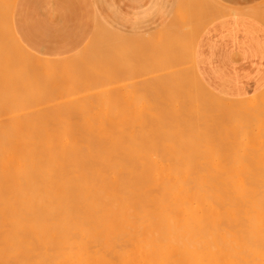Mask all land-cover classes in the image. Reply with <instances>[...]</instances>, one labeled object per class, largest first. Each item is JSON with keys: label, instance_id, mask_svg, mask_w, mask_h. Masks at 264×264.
I'll return each instance as SVG.
<instances>
[{"label": "bare ground", "instance_id": "6f19581e", "mask_svg": "<svg viewBox=\"0 0 264 264\" xmlns=\"http://www.w3.org/2000/svg\"><path fill=\"white\" fill-rule=\"evenodd\" d=\"M185 1L179 0L181 4ZM197 1L200 7L202 4L200 2L204 3V0ZM185 3L183 6L190 4ZM192 5L190 4L189 7ZM214 5L217 7V3ZM218 5L220 9L221 6ZM202 6L208 10V6L205 4ZM193 9L191 8L192 12H194ZM181 11L177 12L178 14L175 12L177 16L169 20L168 24L166 22L168 28L163 26L168 34L164 28H162L164 31H161L162 36L156 32L154 37H161L163 42L159 41V38L155 40L156 38L154 39L153 35L151 34V37L148 33L150 39L154 40V44L150 40V45L149 37L148 41L141 37L146 44L149 43L146 47L148 52L154 47L152 50L156 51V54L158 49L155 50V44L157 43L158 46L160 42L162 44L161 49L158 50L162 51L159 59H157L158 56L151 57V53L147 57L148 53H145L148 61L144 58L143 60L148 64L153 59H157L155 61H159L158 65L160 62L164 65V62L165 64L168 62L166 60L171 61L175 55H179L178 48H182L181 54L185 57L182 63L186 62V66L188 65L189 58L183 52L188 47L190 51L192 50L193 46L188 42L192 34L187 33L190 27L185 28L186 30L182 29L183 23L179 22L183 13V10ZM215 14L221 15L222 11L219 10ZM186 16L185 14L182 17L186 18ZM176 22H179V26L175 27ZM102 26L99 25L100 29L96 26L93 34L94 39L102 42L105 40L103 42L105 46L102 44L103 47L99 48L102 50L97 49L95 52L93 49V53L97 55L100 53V55L92 54L89 57L85 54L90 58L89 62L75 55L62 63L54 60L33 61L32 57L25 55L26 50L19 46L17 40L12 38L14 36L8 28L10 30L8 32L12 35H9L10 41H13L14 49L18 51L17 58L20 56L18 60L24 66L21 69L25 68L24 70L28 72L21 80L17 79L20 83L16 81V84L19 87H25L24 81L27 83L36 81L35 88L38 84L40 91L37 94L33 93L32 99L30 91H27L28 96L20 90L18 91L24 96L17 91L10 93L11 90L15 91V86H12L10 90L6 85L10 94L7 92L8 94L5 95L6 90L4 89L3 94L0 87V264H264L263 93H259L261 97L255 96L246 101L242 99V103L234 101L231 104H228L229 102L224 104L222 102H227L229 99L220 97L219 100H223L221 103L219 100L214 101L210 98L202 100L201 96H198L204 93H200L199 88H195L194 82L192 86L189 81L185 80V83L183 80L184 86L190 90L183 89V93L188 95L185 92L189 91V95L195 97L194 100L197 102H194L190 96L185 101L182 98L186 95L182 94L181 100H177L179 103L175 102L173 96L170 97L172 94L167 100H163V97L162 100L152 97L155 89H149L152 85L147 80L153 81L151 80L153 74L159 76L163 73L165 76V70H168L171 76L180 75L181 71L178 73L175 70L181 58H177L179 60L177 65L172 61L175 69L172 67L163 69L157 72L158 74L152 71V75L145 71L150 74L147 77L143 72L144 76L141 75V77H151L146 80H141L143 77H139L138 81L135 78L133 79L135 82L129 80V83L124 79L128 84L120 83L124 80L105 83L108 78L118 74L117 69H114L116 70L114 72L105 63L111 67L115 65L111 61L117 59L115 61L118 63H116L118 68L128 62L129 65H125V68L132 69L130 62L134 60L124 61L125 57H128L125 55V53L128 54L126 51L131 49L130 56L134 50L138 53L143 52V49L145 51L146 49H142L140 44H143V47L146 45L144 40L137 39L140 35L133 37L134 41L129 37V43H127L129 40L122 42L110 39L112 38L110 36L107 38ZM178 27L181 29H176ZM112 31L115 35L116 32ZM185 31L190 37L183 33ZM196 34L198 35V32ZM170 35H173L172 40L169 38ZM176 35L187 37V42L180 37L184 45L180 42L181 47H177ZM6 36L3 35L4 43H6ZM194 37L196 36H193L191 42L196 39ZM118 39L122 38L118 36ZM186 43L190 44L186 47ZM1 44L0 38V48ZM126 44H128L127 47ZM92 45L91 41H87L81 46L79 52L82 51L84 55V51ZM129 45H132L131 48ZM97 46L95 44V47ZM106 46L113 47L114 50L115 47L121 46L120 51L116 48V51L121 54L115 52V56L124 57V59L120 60V57L118 59L114 56L113 58L110 51L111 55L103 60ZM151 46L152 48H148ZM4 49L6 50V47ZM138 53L133 56V59L139 56ZM5 55H2L3 58ZM94 55L96 57L92 58ZM110 56L111 61L108 60ZM98 60L102 62V65L105 64L106 68H103L105 66H102ZM141 60L138 61L139 64L133 62V67L134 63L137 66L140 65ZM10 61L12 65L16 63ZM90 61L94 63H91L88 69L86 68L89 72L79 68V63L90 65ZM119 62L122 63L121 66ZM76 63L80 70L76 69ZM10 64L8 63L9 66ZM69 64L75 66L72 71ZM93 64L100 66L97 68ZM144 65L146 63L140 65V69ZM13 66L15 68V65ZM92 66L95 68L93 69ZM99 67H102V70L100 69L98 73ZM146 67L147 65L144 68ZM9 68L11 71L9 74L14 73L12 66ZM152 68L149 67V69ZM161 68L162 66L159 69ZM50 70L60 73L55 71L56 74ZM182 70H184L182 73L187 72L185 69ZM6 71H8L7 67L0 68V82ZM100 72H102V78L99 77ZM42 73H46L43 75L45 79H51L49 76L53 74H56L55 77L59 75L56 79L52 76L54 80L44 83L45 79L39 75ZM168 73L166 78L170 77ZM12 78L14 77L10 76V79ZM103 79L104 82H101ZM159 79H157L158 82ZM195 79L198 83L200 82L196 76ZM64 81H67V84L63 85ZM171 83L173 82L169 85ZM31 88L33 89L32 86ZM181 90L180 88L178 91ZM195 90L199 93L197 97ZM175 95L176 98H180L179 94L177 96L175 93ZM22 96L27 97L22 99ZM198 100L208 108L220 107L221 113L217 111L219 109L213 110L220 114V117L205 122L208 118L205 115L210 110L202 109L206 113L201 114L202 110L197 109ZM55 101L57 103H54ZM20 102H25L29 106L24 104L25 108ZM47 104L50 107L46 106ZM39 110L44 112L49 110V114H54L55 118H48L50 116L46 115L47 111L43 114ZM241 116L244 117V119L241 118V121L244 120L243 124L239 121ZM247 116L252 120L246 122ZM50 119L54 121L50 123L48 121ZM218 119L219 122L220 119L224 122L228 119L230 122L219 125ZM232 122L235 125L233 129L239 125L241 129L244 128L245 134L238 126V130L236 129L238 132L234 129L237 134L233 135L234 131H230L233 130L230 128ZM134 124H137L135 129ZM227 124H230V129L223 127ZM219 126H222L221 129H224V132L229 129L224 139V132L216 131L217 128L220 130ZM254 129H257V132L254 131L257 136L254 134L252 136ZM241 131L243 133L240 134ZM215 133L214 140L218 135H222L217 137L221 139H217L221 142L218 141L219 144L212 140L211 135ZM247 134L255 136L252 139L254 142ZM241 135L242 139L239 137ZM205 141L207 143L211 141L214 144L209 142L207 145Z\"/></svg>", "mask_w": 264, "mask_h": 264}, {"label": "crops", "instance_id": "0c3cea01", "mask_svg": "<svg viewBox=\"0 0 264 264\" xmlns=\"http://www.w3.org/2000/svg\"><path fill=\"white\" fill-rule=\"evenodd\" d=\"M193 1H185L193 4L189 7L190 4L183 6L186 3L181 4L179 0H0V16L11 3L7 26L14 36L12 38L32 55L59 59L79 51L90 40L96 26L103 25L107 31L114 30L115 34L124 35L129 40L139 35L138 40H142L141 37L150 39L148 33L153 36H156V32L160 34L166 22L183 10L181 21H186L187 27L191 28L186 27L187 33L198 31L192 53L189 49H186L188 53H184L189 58L187 62L190 68L188 65L187 68L182 67L185 57L178 48L182 69L192 72H185L188 80L192 77L196 81V75L208 91L231 99H246L261 93L264 90V0H211L217 3V7L209 0L200 2L208 6V10L202 4L201 9L197 0ZM231 7L236 9L232 12ZM191 8H194V12ZM219 10L222 14L216 16ZM256 10L263 12L253 15ZM185 14L188 20L182 17ZM193 14L196 16L193 17ZM0 28V38L4 39L7 31L3 30L1 24ZM11 32H7L5 38ZM172 37L170 35L169 38L172 40ZM181 38H178L179 41L176 36L177 47H181ZM155 52L151 49L139 53L141 63L147 65L146 69L158 63L155 60L159 59L160 52ZM145 53H148L147 57L153 55L158 58L154 60L149 57L153 61L148 64L144 61ZM144 67L143 71L140 69V74L144 72Z\"/></svg>", "mask_w": 264, "mask_h": 264}, {"label": "rangeland", "instance_id": "374dc122", "mask_svg": "<svg viewBox=\"0 0 264 264\" xmlns=\"http://www.w3.org/2000/svg\"><path fill=\"white\" fill-rule=\"evenodd\" d=\"M9 11H10V9L8 8V10L5 11L6 13L3 12V14H1V18H0V24H1L2 28L5 29L7 32L9 31L8 26H7V25H8V24H7V23H8L7 20H9ZM263 11H264V10H263ZM263 11H262V12H263ZM262 12H260V10H256V11L253 12V15H256V16H257L258 14H260V13H262ZM4 13H5V14H4ZM7 13H8V16H7ZM5 17H6V18H5ZM179 22H181V24H182V21L179 20ZM179 22H178V23H179ZM178 23L176 22V24H175L174 26L176 27V25H178ZM167 24H168V23H167ZM3 26H5V27H3ZM100 26H101V25H100ZM172 26H173V25H172ZM178 26H179V25H178ZM181 26L184 27V28H182V29H185V28L187 27V24H186V23H183V25H181ZM164 27H166V25H165ZM102 28H103L104 31H105L104 33H106V37H107V36H108V37H109V36L112 37V38L109 37L110 39H113V40H119V41H122V42H124V41L126 42V41L129 40V39H127L126 36H124V35H121V36H120V35H116V34L113 35L114 33H112L111 31L108 32L107 29H106L104 26H102ZM166 28H168V27H166ZM172 28H173V27H172ZM178 28L181 29V27H178ZM178 28H176V29H178ZM99 29H100V27H99ZM103 29H102V31H103ZM105 29H106V30H105ZM164 29H165V28H164ZM164 29H163V31H164ZM165 30H166V32H167V29H165ZM169 30H170V29H169ZM171 30H174V29H171ZM185 30H186V29H185ZM7 32H6V34L9 33V32H8V33H7ZM171 32H172V31H171ZM173 32H174V31H173ZM186 32H187V31H185V32H183V33H186ZM197 32H198V31L193 32L194 34L191 33V34H192V35H190V36H191V39L193 38V36H196V37H197V34H196ZM162 33L164 34V32H162ZM178 33H179V32H178ZM178 33H177V34H178ZM180 33H182V32H180ZM160 34H161V33H160ZM167 34H168V32H167ZM186 35H188V34L186 33ZM118 36H119L120 38H122V39H118ZM161 36H162V34H161ZM176 36H177V35H176ZM190 36H189V37H190ZM108 37H107V38H108ZM114 37H115V38H114ZM180 37H181V36H180ZM180 37H179V35L177 36V38H180ZM196 37H194V38H196ZM116 38H117V39H116ZM153 38L155 39L156 37L153 36ZM157 38L160 39L161 37H157ZM157 38H156L155 40H157ZM166 38H168V37H166ZM182 38H183V35H182ZM175 39H176V38H175ZM175 39H173V40H175ZM183 39H184V41H186L187 37H185V38H183ZM183 39H182V40H183ZM191 39H190V40H191ZM7 40H9V41H7ZM92 40H93V41H92ZM94 40H96V39H94V37H93V35H92V37L90 38L89 41H91V43H93L94 46L92 45V46L90 47L91 49L89 48L88 50H86L88 53H87L86 51H84V55H83V52H82V51L79 52L80 50L77 51V52L74 53V54H71V55H69V56H67V57L59 58V59L41 58V57H38V56H35V55H32V54H29L27 51H26L27 54L25 53V55L29 56L30 58L32 57L31 59H32L33 61H36L37 59H39V60H44V61H45V60H54V61L57 62V63L60 62V61H61V63L64 62V61L67 62L69 58L75 57V55H76V57H80V58L83 57L84 61H85V59H86V60H88V62H89V60H90L89 57H91L92 54L97 55L96 53H93L94 50H95V52H96L97 49H99L100 47L105 46V44L99 42L98 39H97L95 42H94ZM132 40H133V39H132ZM142 40H144V39H142ZM142 40H141V41H142ZM150 40H152V41H153L152 44H154V40H153L152 38L149 39V43H150ZM170 40H171V39H170ZM190 40H188V42H190V43H191V46H193V43L195 42V39H193L194 42H191ZM3 41H5V40L1 39V43H2L1 46H2V47L0 48V51H1V52H0V64L3 65V66L1 67V65H0V68H6V67H7L8 71H6L5 73H3L4 76L1 78V80L3 79L2 82H0L1 91H2L3 94H4V93H5V90H6V93H5V95H6V94H8V93L10 92V90L13 88L12 86H15V87H16V88L14 87L15 91H14V90H11L10 93H15V92L17 91V92L20 93L21 95H23V94L26 95V94H27V96H28V95H29V92L27 93V91H30V92H32V93H30V96H31L30 98L33 99V93H34V94H37V92L39 93V91H40V90H39L40 87H39L38 84H37V88H38V89L35 88V87H36V83H37L36 81H34V83H33V82H29V83H27V81H24V84H26L25 87H19V86L16 84V83H17L16 81H18V82L20 83L19 80H21V78L23 77V75H26V73H28V72H27V70H26V71L24 70L25 68H24V69H21V68H23L24 66H23V64H22L21 62H19L18 58H19L20 56L17 58V53H16V52H18V51H17V50L15 51L14 46L11 45V44H12V41H10L9 36H8L7 39H6V43H4ZM133 41H134V40H133ZM136 41H137V40H136ZM144 41H145V40H144ZM146 41H148V39H147ZM146 41L144 42V43H145L144 45H146L145 47H143V44H140V45L142 46V47H141L142 49L145 48V49L147 50L146 47H147V45H148L149 43L147 42V44H146ZM159 41H162V42H163V39H160ZM7 42H8L9 45L7 44ZM129 42H130V40H129L127 43H129ZM138 42H139V41H138ZM138 42H137V43H138ZM156 42H157V41H156ZM172 42H173V41H172ZM186 42H187V41H186ZM3 43H4V44H3ZM120 43H121V42H120ZM140 43H141V42H140ZM158 43H159V42H158ZM160 43H161V42H160ZM160 43H159V45L161 46L162 44H160ZM190 43H186V44H185L186 47H187V45H189ZM95 44L98 45V46L95 47ZM102 44H103V46H101ZM121 44H122V43H121ZM135 44H136V42H135ZM172 44H173V43H172ZM176 44H177V43H176ZM182 44L184 45V42H182L181 45H182ZM4 45H5V46H4ZM99 45H100V46H99ZM127 45H128V44H126V47H127ZM137 45H139V43H138ZM150 45H151V43H150ZM150 45H149V46H150ZM155 45H156L155 50H157V49L160 50V49H161V47L158 46L157 43H156ZM166 45H167V43H166ZM173 45H174V44H173ZM11 46H12V47H11ZM131 46H132V45H129L130 48H131ZM134 46H135V45H134ZM168 46H169V45H168ZM5 47H6V50L4 49ZM7 47H9V48H7ZM122 47H123V46H122ZM135 47H138V46H135ZM139 47H140V46H139ZM157 47H158V48H157ZM159 47H160V48H159ZM182 47H184V46H182ZM2 48H3V49H2ZM104 48L106 49V51L104 50L105 54L103 53V56H104V57L102 58L103 60H105L104 58H106V57L108 58L109 55H111V54H109L110 51L112 52V55H111L112 57L114 56V57H116V58L119 59L120 56H118V57L115 56V52L118 53V54H121V52L119 53V52L116 51V48H117V49L119 48L118 51H120L121 46L115 47V50L112 49V48H107V46L104 47ZM132 48H133V47H132ZM148 48H152V46H151V47H148ZM153 48H154V47H153ZM153 48H152V49H153ZM164 48H165V47H164ZM170 48H171V45H170ZM172 48L175 49L173 46H172ZM192 48H193V47H192ZM192 48H191V49H192ZM9 49H11V50L9 51ZM93 49H94V50H93ZM107 49H108V51H107ZM123 49H125V47H124ZM133 49H134V48H133ZM133 49H132V50H133ZM176 49H177V47H176ZM181 49H182V48H181ZM184 49H185V48H184ZM188 49H190V48L188 47ZM2 50H3V51H2ZM4 50H5V51H4ZM99 50H102V49H99ZM121 50H122V49H121ZM158 50H157V51H158ZM166 50H167V49H166ZM12 51H13V52H12ZM90 51H91V52H90ZM129 51L131 52V49H130ZM129 51H126V52H128V54L125 53V55H128L129 58H128L127 56H126L127 58L125 57V59H124V57H123V58L120 57V60H123V59H124V61L127 62L128 60L130 61V59H131V61L134 60L133 62H137V63L139 64V62H140V58H139L140 55H139L138 51H135V50H134L133 52H134L135 54L132 52V54H131L132 57H131V55L129 56V53H130ZM139 51H141V50H139ZM142 51H144V49H143ZM174 51H175V50H173V52H174ZM176 51H177V50H176ZM185 51H186V50H185ZM185 51H184L183 53L186 54ZM6 52H8L9 54L11 53V54H13V55L10 54V55H11V56H10L8 53L6 54ZM85 52H86V53H85ZM99 52H100V51H99ZM106 52H108V54H106ZM124 52H125V51H124ZM160 52H162V51H160ZM166 52H167V51H166ZM190 52H192V50H191ZM4 53H5L6 55H5ZM81 53H82L83 56L81 55ZM113 53H114V55H113ZM136 53H138L139 56H138V57L135 56L134 59H133V56L136 55ZM177 53H179V52H177ZM181 53H182V51H181ZM77 54H79V55H81V56H79V55H77ZM85 54H88L89 57H88L87 55H85ZM122 54H123V52H122ZM160 54H161V53H160ZM2 55H5V57L3 58ZM95 55H94L92 58L96 57ZM98 55H100V53H99ZM98 55H97V56H98ZM168 55H169V54H168ZM1 56H2V57H1ZM8 56H9V57H8ZM85 56H86V57H85ZM111 56H110V58H109L108 60L111 59ZM182 56H183V55H182ZM7 57H8V59H7ZM12 57H13V59H9V58H12ZM84 57H85V58H84ZM87 57H88V58H87ZM114 57H113V58H114ZM159 57H160V55H159ZM163 57H164V56H163ZM168 57H169V56H168ZM168 57H167V58H168ZM172 57H173V55H172ZM172 57H169V58H172ZM175 57H176V58H175ZM107 58H106V59H107ZM167 58H164V59H167ZM177 58H178V59L181 58V55H180V56H179V55H177V56L175 55V56H174V59L172 58L171 61H170V59L166 60V61H168V62H166V64H165V62H164V65H163L162 62H160L159 65L157 64L158 66H157L156 64L149 65L150 68H152V67H153V68H152V69H149V67H148V69L145 68L144 72L147 71V72L151 73V72L153 71L154 73H155V72L157 73V72H160V70L163 71V69L165 70V69H169V68H171V67H172L173 69H175L174 63L176 62V65H177V62L180 60V59L178 60ZM102 59L100 58V60H102ZM135 59H137V60H135ZM10 60H14L13 63L16 62L15 64H13V65H15V68H16V69L14 68V66L12 65V62H11ZM56 60H57V61H56ZM62 60H63V61H62ZM92 60H94V59H92ZM96 60H97V58H96ZM96 60H94V61H96ZM115 60H117V59H115ZM115 60H113L114 62L110 60L112 64H113V63L115 64V65L110 64V65H112L111 67L109 66L108 63H105V62H104L109 68H111L110 70H113L114 72H116V70H114V69H117V71H118V72H116V73H118V74H116V75H115L114 77H112V78H108V80H107L105 83H110L111 81H114V82H115L116 80H117L118 82H120V81H122V80H124V79H126L127 82H128L129 80H131L132 82H135V81H134L135 78L137 79L136 81H138L140 78H142V77L144 76L143 73L140 74V73H141V72H140V65L137 66L136 63H134V67H133V65H132L133 62H130V66H132V69H131L130 66H129V68H130L129 70H131V71H129V70L127 69L128 67L125 68V65H127V66L129 65L128 62H127V64H124V63H123L124 65H122V63L120 64V62H119V64H120L119 66H121V65H122V66L118 68V66H117L118 63H117ZM162 60H163V58H162ZM176 60H177V61H176ZM1 61L4 62V63H2ZM7 61H8V62H7ZM94 61H93V62L90 61V65H88L87 63H84V62H83L84 64L79 63V64H80V65H79L80 67H79V66L77 65V63H76V69H77V70H80V69H86V68L88 69V66L90 67V66L92 65L91 63H94ZM124 61H122V62H124ZM138 61H139V62H138ZM169 61H170L171 63H169ZM172 61H173L174 63H172ZM184 61H185V60H184ZM17 62H19L20 64H19V63L17 64ZM42 62H43V61H42ZM98 62L102 65V62H100L99 60H98ZM158 62H159V61H158ZM8 63H11L10 66H12V68L14 69V71H12V72H14V73L9 74L11 71H9V69H10L9 67H10V66L8 65ZM96 63H97V62H96ZM116 63H117V64H116ZM161 63H162V65H161ZM167 63H168V64H167ZM178 63H179V65L176 67V70H175V71H176V72H178V71L180 72V71H181V72H180V75H177L178 78L181 79V81L177 78L176 75H175L176 77H175V76H171V74L167 72L168 70H165V71L169 74L170 77H168V78H170V79H168V78L165 77L166 74H167L166 72H164L165 76L163 75V73H162V74L160 73V75H162V76H160V75L157 76V75H154V74H153V75H154V76H153V75H152L153 72L151 73V75H152V77H153V79H151V80H153V81L150 82V81L147 80V82H148V83H151L150 85H152V87H150L149 89H152V90L155 89V90H153V94L151 95L152 97H158V99H160V100H162V97H163V100H167V99L169 98V96L172 94L170 97L173 96L174 99H175V102H176V103H179V102H177V100H181L182 97H180V95H181V94H182V95H186V94L183 93L184 90H186V88H187V86H184V81H185V80H186V81H189V80L187 79L188 77H187L186 75H184L185 73H182L184 70H182V68H178V67L181 66L180 61H179ZM6 64H7V66H6ZM21 64H22V65H21ZM105 64H103L102 66H105ZM169 64H171L172 66H171V65L168 66ZM186 64H187L186 62L183 64V67H184V68H187ZM93 65H95V64H93ZM135 65H136V67H135ZM154 65H155V66H154ZM17 66H19V67H17ZM20 66H21V67H20ZM22 66H23V67H22ZM70 66H71V68H70L71 70H70L69 68H67V69L70 70V71H72V70L74 69L75 66L69 64V67H70ZM72 66H73V67H72ZM77 66H78L80 69H78ZM81 66H82V67H81ZM98 66H100V65H99V64H98L97 66L95 65V67H97V68H98ZM115 66H116V67H115ZM160 66H162L161 69H159ZM164 66H165V67H164ZM167 66H168V67H167ZM173 66H174V67H173ZM185 66H186V67H185ZM83 67H84V68H83ZM92 67H93V69L95 68L94 66H92ZM112 67H113V68H112ZM122 67H123V68H122ZM137 67H138L139 69H138ZM163 67H164V68H163ZM72 68H73V69H72ZM101 68H102V67H99V69H98V71H97L98 73H99V70H100ZM103 68H106V66L103 67ZM133 68H135V69H133ZM87 69H86V71H87ZM90 69H91V68H90ZM155 69H157V70L155 71ZM179 69H180V70H179ZM17 70H19V71H17ZM101 70H102V69H101ZM101 70H100V71H101ZM121 70H122V71H121ZM158 70H159V71H158ZM46 71H48V70H46ZM50 71H53V73L58 72V71H56V70H50ZM55 71H56V72H55ZM74 71H76V70H74ZM119 71H121V72H119ZM134 71H135V72H134ZM162 71H161V72H162ZM169 71L171 72V71H174V70H169ZM15 72H17V74H15ZM18 72H22V73H18ZM87 72H89V71H87ZM92 72H93V71H92ZM114 72H113V73H114ZM122 72H124V73L128 72V73L125 75V74L122 73ZM129 72H130V73H129ZM131 72H132V73H131ZM147 72H145V73H146V74H145V75H146L145 77H147L148 75H150V74H147ZM179 72H178V73H179ZM7 73H8V74H7ZM47 73H48V72H47ZM58 73H60V72H58ZM90 73H91V72H90ZM193 73H194V72H193ZM5 74H7L9 77H7V75H5ZM13 74H14V76H13ZM20 74H22V75H20ZM56 74H57V73H56ZM56 74H53V75H50V76L47 75V76L51 77V79H50V78H49V79L46 78L47 80L43 77V75H46V73H45V74L42 73V74H39V75H40L42 78L45 79V80L43 79V80H44V81H43L44 83H47V82L49 83V82H51L52 80H54V78H55V79L57 78V76H58L59 74L55 77L54 75H56ZM157 74H158V73H157ZM176 74H177V73H176ZM182 74H183V77H182ZM17 75H18V76L20 75V76L18 77ZM98 75H99V74H98ZM123 75H124V76H123ZM141 75H143V76L141 77ZM10 76L14 77L15 79H14V78L10 79ZM16 76H17V78H16ZM40 76H39V78H40ZM52 76H53L54 78H52ZM112 76H113V75H112ZM156 76H157V77H156ZM163 76H164V77H163ZM180 76H181V77H180ZM184 76H186V77H184ZM195 76H196V75H195ZM69 77H71V76H69ZM69 77H68V78H69ZM99 77L102 78V72H100ZM116 77H117V78H116ZM118 77H119V78H118ZM126 77H127L128 79H127ZM139 77H140V78H139ZM145 77H143L141 80H143V79L146 80V79H148V78H151V77H148V78H145ZM162 77H163V78H162ZM172 77H173V79H171ZM4 78H5V81H4ZM158 78H160V79H159V82H158V80H157ZM161 78H162V79H161ZM174 78H177L178 81H180V82H178L177 79H176L177 82H176V81H173ZM183 78H184V79H183ZM191 78H192V77H191ZM196 78H197V77H196ZM8 79H10V80H8ZM17 79H19V80H17ZM133 79H134V80H133ZM154 79H155V80H154ZM192 79H193V78H192ZM197 79H198V78H197ZM7 80H8L9 82H8ZM64 80H65V79H64ZM71 80H72V79H71ZM71 80H70V81H71ZM156 80H157V81H156ZM183 80H184V81H183ZM37 81H38V80H37ZM41 81H42V80H41ZM45 81H46V82H45ZM126 81L124 80L123 82H120V83H125ZM154 81H155V83H154ZM160 81H161V82H160ZM186 81H185V83H186ZM66 82H67V81H66ZM66 82L64 81V82H63V85H65L64 83H66ZM71 82H72V81H71ZM73 82H74V80H73ZM101 82H104V79H103ZM127 82H126V84H128L130 81H129L128 83H127ZM165 82H166V84H165ZM167 82H169V83H170V82H173V83H171V84H170L171 86H170L169 83H167ZM189 82H190V85L192 84V82H194V84H195V88H196V89L199 88L198 91H199L200 93H201V92L204 93L203 95H199V96H198L199 93H197L198 91L195 90V92H196L197 95H196V94H194V95H196V97H197V96H198V97L201 96L202 100H203V99H209V98H210V99H214V101H218L219 98L221 97V99H222V98H225V100L229 99L227 102L225 101L226 103H225L223 100H222L223 102H222L221 100H219V101H220L219 103L222 102V103H224V104H227L228 102H229L228 104H231V103H234V101H241V102H236V103H242V101H243L242 99H241V100H240V99H231V98H227V97H223V96H219V97H218L217 95H214L213 93H211L210 91H208L206 88L202 89L203 86H202L201 82L197 83L198 81L196 82V81H194V79L191 80V81H189ZM189 82H188V83H189ZM1 83H2V84H1ZM8 83H9V85H8ZM10 83H12L11 86H10ZM38 83H39V82H38ZM162 83H163V84H162ZM4 84H5V85H4ZM14 84H15V85H14ZM34 84H35V86H34ZM39 84H40V83H39ZM66 84H67V83H66ZM155 84H156V85H155ZM176 84H177V85H176ZM194 84H192V86H194ZM198 84H199V85L201 84V85L199 86ZM6 85L9 86L8 88H9L10 90L7 88ZM165 85H167L168 87H166ZM185 85H186V84H185ZM29 86H30V87H29ZM31 86L33 87L34 91H32L33 89L31 88ZM67 86H68V85H67ZM128 86H129V85H128ZM155 86H156V87H155ZM161 86H162V87H161ZM172 86H174L173 89H171ZM192 86H188V87H192ZM27 87H28L29 89H28ZM160 87H161V90H163L162 92H161V90H160V92H159ZM163 87H164L165 89H164ZM17 88H19V89H17ZM22 88H23V90H24L26 93L23 92ZM64 88H65V87H64ZM64 88H62V89H64ZM127 88L129 89V87H127ZM127 88H126V89H127ZM156 88H157V89H156ZM162 88H163V89H162ZM169 88H170V89H169ZM176 88H177V89H176ZM180 88H181L182 90H181V91H178V90H180ZM193 88H194V87H193ZM193 88H192V89H193ZM195 88H194V89H195ZM4 89H5V90H4ZM27 89H28V90H27ZM35 89L38 90V91H36ZM174 89H175L176 91H174ZM183 89H184V90H183ZM18 90H20L23 94H22L20 91H18ZM156 90L158 91V93H156V92H157ZM172 90H173V91H172ZM187 90H189V89L187 88ZM206 90H207V91H206ZM8 91H9V92H8ZM13 91H14V92H13ZM166 91H168V93H167ZM170 91H171L172 93H171ZM177 91H178V92H177ZM189 91H190V90H189ZM189 91L185 92V93H187L188 95H186L185 98H182V99H185V101H186L187 97L190 96V95H189V93H190ZM204 91H205V92H204ZM7 92H8V93H7ZM163 92H164V96H165V98H164V96H163ZM181 92H182V93H181ZM206 92H207V93H206ZM10 93H9V94H10ZM169 93H170V94H169ZM175 93H177V96H178V94H179L178 97H180V98H176ZM262 93H263V95H264V90L261 92V94H262ZM31 94H32V95H31ZM156 94H157V95H156ZM158 94H159V96H158ZM161 94H162V95H161ZM167 94H169V95H167ZM191 94H192V93H191ZM206 94H207V95H206ZM261 94L254 95V96H252V97H250V98L245 99L244 101H246V100H248V99L250 100L251 98H253V97H255V96H256V98H257V96L261 97ZM24 95H23V96H24ZM204 95H206L207 97L205 96V97H206V98H205ZM208 95H209V96H208ZM213 95H214V96H213ZM23 96H22V99H26L27 96H25V97H23ZM202 96H203V97H202ZM190 97H191V96H190ZM215 97H216L217 99H216ZM262 97H263V96H262ZM191 98H193V97H191ZM191 98H190V99H191ZM201 98H199V99L201 100ZM226 98H227V99H226ZM194 99H195V97H194L192 100H194ZM200 100H198V102H199L198 105H199V106H197V104H196L198 110H200V109H201V110L204 109V110H206V111H207V110H210V111L213 112V114H212V112H210V111L207 112L208 114H206L207 116L205 115V117H206V118L208 117V118L205 120V122H206V121L208 122V120H209V122H210L212 119H216V118H219V117H220V114H217V112L215 113V112L213 111V110H215V109H216V110L219 109V110H217V111H220V109H221L220 107H218V108H214V109H213V108H208L206 105L202 104V103L200 102ZM202 100H201V101H202ZM24 101H25V100H24ZM185 101L182 100V102H185ZM231 101H232V102H231ZM194 102H197V100H194ZM194 102H193V103H194ZM20 103H22V102H20ZM54 103H57V102L55 101ZM24 104H25V102H23V103L21 104V106H24V107L26 108L25 105H28V104H25V105H24ZM50 104H51V103H50ZM54 105H55V104H54ZM56 105H57V104H56ZM186 105H187V104H186ZM193 105H194V104H193ZM28 106H29V105H28ZM46 106H49V104H47ZM196 106H195V107H196ZM200 106H202V108H201ZM203 106H204V107H203ZM42 107H43V106H42ZM49 107H50V106H49ZM57 107H58V105H57ZM192 107H193V106H192ZM25 108H24V109H25ZM205 108H206V109H205ZM27 109H28V108H27ZM48 109L51 110V108H48ZM53 109H54V108H53ZM56 109H57V108H56ZM59 109H60V108H59ZM25 110H26V109H25ZM49 110H46L47 113H48V114L46 113V115H49V116H50V117H48V118H51V117H52V118H55V117H53L54 114H53V115H51V113L49 114V112H50ZM201 110H200V111H201ZM204 110L201 111V114H202V113L204 114V112L206 113V111H204ZM29 111H30V110H29ZM29 111H27V112H29ZM39 111H40V110H39ZM46 111H45V112H46ZM56 111H57V110H56ZM59 111H60V110H59ZM59 111H58V112H59ZM24 112H25V111H24ZM24 112H21V113H24ZM40 112H43V114H45V112L42 111V110H41ZM51 112H52V111H51ZM19 113H20V112H19ZM53 113H54V111H53ZM214 113H215L216 115H215ZM220 113H221V111H220ZM41 114H42V113H41ZM41 114H39V116H40ZM60 114H61V113H60ZM211 114H212V115H211ZM46 115H45V118H47ZM248 115H249V114H248ZM242 116H243V115H242ZM242 116L239 117V121H241V118L244 119V117H242ZM58 117H59V114H58ZM205 117H204V119H205ZM209 117H213V118H209ZM245 117H246V116H245ZM247 117H248V118H246V119H247L246 122H247V121L249 122L250 120H252V119H250L249 116H247ZM57 119H58V122H59V118H57ZM237 119H238V118H237ZM248 119H249V120H248ZM55 120H56V119H55ZM135 120H138V119H135ZM43 121H44V120H43ZM48 121L50 122V121H54V120H51V119H50V120H48ZM56 121H57V120H56ZM133 121H134V120H133ZM225 121H226V122H224V121H222V120L220 119V122H219V119H218V123H219V125H222L223 122H224V124L228 123V121L230 122V120H228V119H225ZM232 121H233V120H232ZM242 121H244V120H242ZM242 121H241V123H242ZM49 122H48V123H49ZM58 122H56V123H58ZM221 122H222V123H221ZM50 123H51V122H50ZM56 123H53V124H56ZM128 123H130V121H129ZM132 123H133V122H132ZM135 123H137V122L135 121ZM238 123H240V122H238ZM238 123H237V124H238ZM243 123H244V122H243ZM243 123H242V124H243ZM58 125H59V123H58ZM128 125L131 126L130 124H128ZM128 125H127V126H128ZM135 125H137V124H134V125H133V126H134V129L137 127V126L135 127ZM229 125H230V124H227V125H225V126H223V127H224V128H227V127L229 128ZM233 125H234V123L232 122V126H231L230 128H232ZM234 126H235V125H234ZM236 126H237V125H236ZM238 126H239V125H238ZM238 126H237V128H238ZM241 126H242V125H241ZM131 127H132V126H131ZM219 127H220V130L217 128L218 130L216 129V131H218V132L220 131V132H221V131L224 130V129H221L222 126H219ZM239 127H240V126H239ZM132 128H133V127H132ZM141 128H142V127H140V129H141ZM230 128H229V129H230ZM237 128H236V129H237ZM126 129H128V128L126 127ZM137 129H139V127H138ZM229 129H227V130H229ZM232 129H233V128H232ZM234 129H235V127H234ZM234 129H233V130H230V131H234ZM236 129H235V131H236ZM130 130H131V129H130ZM132 130H133V129H132ZM227 130H225V132L223 131V132H224L223 135L225 134L224 137H223V139H224L225 137H227V136H226V132H227ZM237 130H238V129H237ZM240 130H243V132H244V133H243V132L241 131L240 134H241V133L245 134V130H244V128L241 129V127H240ZM136 131H137V130H135V132H136ZM235 131H234V134H233V135L237 134L236 132H238V131H236V132H235ZM254 131L257 132V129H254V130H253L252 136H253V134L256 135ZM218 132H217V133H218ZM228 133H229V132H227V134H228ZM218 134H219V133H218ZM218 134H217V135H218ZM233 135H232V138L234 137ZM211 136H213V139L210 138V140L212 139L213 141H215L214 143L217 142V144H219L218 141L221 140V139H220V138H217V137H219V136L222 137V135H218V136L216 137V140H214V136H216V133H215V134H212ZM228 136H229V135H228ZM247 136L249 137L250 135L247 134ZM252 136H250V137H252ZM256 136H257V135H256ZM236 137H237V136H236ZM239 137L242 139V135L239 136ZM254 137H255V136H254ZM254 137H252V138H250V139L252 140V139H254ZM217 139H219V140H217ZM231 141H233V140L231 139ZM238 141H239V140H238ZM252 141L254 142V140H252ZM205 142H206V141H205ZM205 142H204V143H205ZM209 142H210V144L213 143V142L211 143V141H209ZM209 142H208V143H209ZM219 142H220V141H219ZM206 143H207V142H206ZM208 143H207V145H208ZM214 143H213V144H214ZM220 143H221V142H220ZM199 144H200V143H199ZM217 144H216V145H217ZM207 145H206V146H207ZM204 146H205V144H204ZM208 147H209V146H208Z\"/></svg>", "mask_w": 264, "mask_h": 264}]
</instances>
